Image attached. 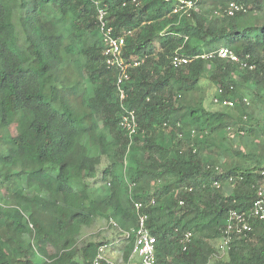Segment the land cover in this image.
<instances>
[{"label": "trees", "instance_id": "1", "mask_svg": "<svg viewBox=\"0 0 264 264\" xmlns=\"http://www.w3.org/2000/svg\"><path fill=\"white\" fill-rule=\"evenodd\" d=\"M231 1L246 12L227 16ZM179 6L0 0V192L10 193L0 194V264H95L111 245L128 263L135 202L147 204L157 264H264V222L226 252L217 245L229 214L246 212L264 184V0ZM99 9L125 39L122 58L140 62L127 72L123 103ZM221 48L247 67L219 58ZM174 56L191 61L174 68ZM240 87L252 88V106ZM128 111L138 123L132 138L121 127ZM97 218L118 241L79 244Z\"/></svg>", "mask_w": 264, "mask_h": 264}, {"label": "built area", "instance_id": "2", "mask_svg": "<svg viewBox=\"0 0 264 264\" xmlns=\"http://www.w3.org/2000/svg\"><path fill=\"white\" fill-rule=\"evenodd\" d=\"M200 2H202V0H179V9L188 11L196 8V6ZM224 12L227 16L233 17L238 13L246 12V8L243 4L231 1L227 4ZM99 21V30L106 45L104 55L106 56L108 66L116 69L118 72L116 86L118 88V96L120 98V102L123 103L126 99L124 85L126 83V80H128L127 72L132 67H138L140 65V62H128L122 58L125 39L122 37L113 36L112 28L108 26V21L106 20V12L103 9H99ZM216 54L221 59H229L233 62L240 63L244 67H247V63L241 62L240 58L234 52L227 48H221L216 52ZM214 55L215 52H210L201 57L204 59H208L213 57ZM190 61L191 60L185 56H174V58L172 59V65L174 68H180L189 64ZM249 69L252 70L253 66H249ZM214 103L223 106H234V103L232 101H221L220 99H214ZM121 127L125 131H127L130 138L136 135L138 129L136 115L133 112L128 111L121 121ZM215 186L219 188L220 184L216 182ZM146 205L147 204L143 202L134 203V208L138 212V222L131 233H126V237H130L132 235L134 240L133 253L129 259V262L126 264H131L132 260L136 257L140 259V264H157L155 249L156 239L151 235L149 229L147 228L148 215L145 213ZM262 222H264V184L258 189L257 197L246 212L240 213L232 211L229 214L226 227L223 230V236L220 240V250L223 252L228 251L231 247L232 241L237 235H245L249 232H252L253 224ZM190 240L191 234L188 233L186 234L184 241L189 242ZM105 263L113 264L108 258H106L104 249H101L97 256L95 264Z\"/></svg>", "mask_w": 264, "mask_h": 264}, {"label": "rangeland", "instance_id": "3", "mask_svg": "<svg viewBox=\"0 0 264 264\" xmlns=\"http://www.w3.org/2000/svg\"><path fill=\"white\" fill-rule=\"evenodd\" d=\"M209 5H210V3H207L205 6L202 7V9H204V10L211 9V5L210 6ZM204 91L202 90L200 92H197L196 97L197 98L202 97L204 94ZM251 91H252V88H250V87L249 88H247V87H240L239 88L240 95L242 97H245L244 100H249L251 102V106H252V99L250 98V95H249V93ZM214 92H215V89H210L208 92V94H209V101L207 100L208 105H209V102H210ZM12 130L14 131L15 128L14 129L12 128ZM239 140L240 139H237V138L233 139V144H235L234 146H235V149L237 151H239L241 149L239 147ZM257 140L262 141V137L257 139ZM242 141H244V139ZM8 143L10 144V141H6L7 145H8ZM259 143H261V142H259ZM259 148H261V147L259 146ZM9 149H10V145H9ZM245 152L246 151L244 150L243 153H245ZM0 194L3 195L4 197L10 195L7 187H4L1 190ZM107 226H108L107 219H105V218L95 219V222L91 226L83 229L82 239L80 240L79 244H83L84 242H90V241H106V240H107V243H110L112 241L117 242L118 241L116 239L117 233L113 230L108 229ZM219 244H220V241L217 242L218 246H219ZM118 248H120L119 245L117 247H116V245H114V246L111 245V247L106 252H104L106 257L115 263L121 262V255L118 252ZM138 260H139V258L137 257V260L135 259L134 262H138Z\"/></svg>", "mask_w": 264, "mask_h": 264}, {"label": "clouds", "instance_id": "4", "mask_svg": "<svg viewBox=\"0 0 264 264\" xmlns=\"http://www.w3.org/2000/svg\"><path fill=\"white\" fill-rule=\"evenodd\" d=\"M134 243V242H133ZM133 249H134V247H133ZM107 250H105L104 249V252H106ZM132 253H133V251H132ZM106 256V255H105ZM131 256H132V254H131ZM107 258V257H106ZM135 259L137 260V257L136 258H134L133 260H132V262H131V264L135 261ZM110 260V259H109ZM111 261V260H110ZM112 262V261H111ZM138 262H140V259L138 260ZM113 264H126V263H123V261L121 260V262H119V263H115V262H112Z\"/></svg>", "mask_w": 264, "mask_h": 264}, {"label": "crops", "instance_id": "5", "mask_svg": "<svg viewBox=\"0 0 264 264\" xmlns=\"http://www.w3.org/2000/svg\"><path fill=\"white\" fill-rule=\"evenodd\" d=\"M118 252L120 253V255H121V260L123 259V253L120 251V250H118Z\"/></svg>", "mask_w": 264, "mask_h": 264}]
</instances>
